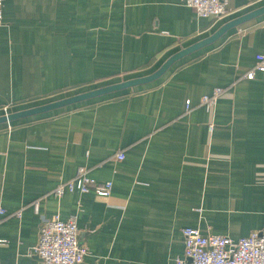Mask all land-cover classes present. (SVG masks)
<instances>
[{"label":"crops","instance_id":"1","mask_svg":"<svg viewBox=\"0 0 264 264\" xmlns=\"http://www.w3.org/2000/svg\"><path fill=\"white\" fill-rule=\"evenodd\" d=\"M262 6L228 0L214 18L180 0H6L0 115L150 74ZM262 52L264 13L153 82L1 123V263L40 264L33 249L55 215L76 218L83 264H174L184 228L232 240L264 233V72L246 77ZM216 87L215 105H201ZM80 167L111 181L110 194L57 197Z\"/></svg>","mask_w":264,"mask_h":264},{"label":"built area","instance_id":"2","mask_svg":"<svg viewBox=\"0 0 264 264\" xmlns=\"http://www.w3.org/2000/svg\"><path fill=\"white\" fill-rule=\"evenodd\" d=\"M6 0H0V25L3 24V6ZM194 10L199 17L221 18L226 13L228 0H180ZM256 71L264 72V52L256 55L254 67L247 72L251 79ZM222 88H214L201 97L200 104L205 107L215 105L222 94ZM186 100V109H189ZM7 113V108H5ZM211 128V127H210ZM122 152L115 154L116 160H122ZM111 181L97 182L89 176L85 167H80L76 176L61 182L54 189V194L61 198L67 191L86 193L93 190L97 195L108 196ZM5 214L0 209V217ZM183 257L176 258L174 264H264V233L252 232L237 240L218 234L203 235L198 229L184 228ZM7 243L0 239V246ZM33 253L40 264H83L89 249L79 238V228L75 217L62 219L55 215L43 221L37 246ZM0 264L1 260H0Z\"/></svg>","mask_w":264,"mask_h":264},{"label":"water","instance_id":"3","mask_svg":"<svg viewBox=\"0 0 264 264\" xmlns=\"http://www.w3.org/2000/svg\"><path fill=\"white\" fill-rule=\"evenodd\" d=\"M264 13V6L254 9L244 15H241L239 17H236L232 20H229L225 23H223L220 27H218L213 33H211L209 36L192 43L191 45L181 48L179 51L172 54L170 57H168L155 71H153L150 74H147L145 76L131 78L127 80H123L117 83L108 84L102 87H98L86 92L78 93L69 97H65L47 104H43L40 106L31 107L28 109L12 112V113H6L3 115H0V124L1 123H9L17 119H22L25 117H29L32 115L40 114L43 112L51 111L54 109H58L64 106H68L71 104L83 102L86 100H89L94 97H98L107 93L116 92L124 89L133 88L138 85L147 84L150 82L155 81L158 79L175 61L178 59L204 47L207 46L214 41H216L219 37H221L226 31L229 29L253 18L260 14Z\"/></svg>","mask_w":264,"mask_h":264}]
</instances>
